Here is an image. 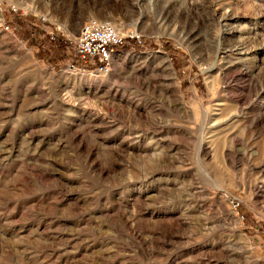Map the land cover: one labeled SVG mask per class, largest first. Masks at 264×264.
Listing matches in <instances>:
<instances>
[{"label":"rangeland","instance_id":"374dc122","mask_svg":"<svg viewBox=\"0 0 264 264\" xmlns=\"http://www.w3.org/2000/svg\"><path fill=\"white\" fill-rule=\"evenodd\" d=\"M0 264H264V0H0Z\"/></svg>","mask_w":264,"mask_h":264},{"label":"built area","instance_id":"2783aa9c","mask_svg":"<svg viewBox=\"0 0 264 264\" xmlns=\"http://www.w3.org/2000/svg\"><path fill=\"white\" fill-rule=\"evenodd\" d=\"M127 38L137 36L128 31L121 32L107 20L90 17L82 21L72 40L76 66L70 64V67L106 75L114 55L125 46Z\"/></svg>","mask_w":264,"mask_h":264},{"label":"bare ground","instance_id":"6f19581e","mask_svg":"<svg viewBox=\"0 0 264 264\" xmlns=\"http://www.w3.org/2000/svg\"><path fill=\"white\" fill-rule=\"evenodd\" d=\"M112 23V22H111ZM113 24V23H112ZM114 25V24H113ZM227 157V156H226Z\"/></svg>","mask_w":264,"mask_h":264}]
</instances>
